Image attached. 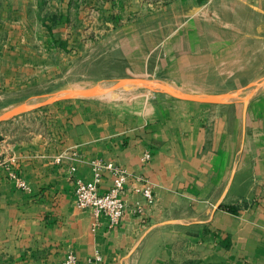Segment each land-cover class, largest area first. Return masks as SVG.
I'll list each match as a JSON object with an SVG mask.
<instances>
[{
    "label": "crops",
    "instance_id": "crops-1",
    "mask_svg": "<svg viewBox=\"0 0 264 264\" xmlns=\"http://www.w3.org/2000/svg\"><path fill=\"white\" fill-rule=\"evenodd\" d=\"M175 3L168 35L153 48L168 42V80L188 90L198 81L251 82L264 0ZM16 34L0 29V101L15 99L29 79L18 67L43 61L33 63ZM215 65L224 67L220 78L189 76L188 67ZM226 86H205L207 99H67L39 130L0 128V264H60L69 252L81 264H264V88ZM97 160L143 177L127 185L115 227L105 217L96 225L93 211L75 202V180L92 179ZM146 182L153 203L135 189ZM111 184L106 171L101 189Z\"/></svg>",
    "mask_w": 264,
    "mask_h": 264
},
{
    "label": "rangeland",
    "instance_id": "rangeland-1",
    "mask_svg": "<svg viewBox=\"0 0 264 264\" xmlns=\"http://www.w3.org/2000/svg\"><path fill=\"white\" fill-rule=\"evenodd\" d=\"M174 4L175 0H0L2 34L8 28L16 32L14 40L28 46L32 62L43 60L18 67V74L29 79L17 84L15 99L0 101V107L13 103L11 109L24 104L36 107L1 120L0 128L10 126L18 136L24 134L26 123L39 130L67 99H126L151 93L207 98L202 95L207 85L251 87L252 93L264 88V49L256 50L264 35L257 34H252L251 82L198 81L188 90L183 83L169 81L168 42L161 43L162 49L153 48L168 35ZM119 38L126 46L123 50L117 46ZM223 68L197 66L196 72L192 67L188 71L197 79L220 78Z\"/></svg>",
    "mask_w": 264,
    "mask_h": 264
},
{
    "label": "built area",
    "instance_id": "built-area-1",
    "mask_svg": "<svg viewBox=\"0 0 264 264\" xmlns=\"http://www.w3.org/2000/svg\"><path fill=\"white\" fill-rule=\"evenodd\" d=\"M63 158H65V155L62 153L57 156L56 160L62 161ZM145 158L149 159L150 153H146ZM92 168V179L77 178L75 180V202L80 208L93 211L96 225L100 223L101 217H105L109 221V226L115 227L121 222L127 210L124 197L127 185L136 182V180H143V177L131 175L124 167L111 161H93ZM72 169L75 170L76 167L73 166ZM106 171L112 174V184L109 189L103 191L101 183ZM18 184L22 187L27 185L26 181L20 179ZM135 189L142 192L148 202L153 203L155 201V194L151 184L146 182L144 187ZM60 264L81 263L74 252H69Z\"/></svg>",
    "mask_w": 264,
    "mask_h": 264
},
{
    "label": "water",
    "instance_id": "water-1",
    "mask_svg": "<svg viewBox=\"0 0 264 264\" xmlns=\"http://www.w3.org/2000/svg\"><path fill=\"white\" fill-rule=\"evenodd\" d=\"M197 99H207V98H197ZM36 106H32V105H19L17 107H15L14 109L10 110L9 112L7 113H4L3 115L0 116V121L3 120V119H6L10 116H13L14 114H17L21 111H24V110H28V109H32Z\"/></svg>",
    "mask_w": 264,
    "mask_h": 264
},
{
    "label": "bare ground",
    "instance_id": "bare-ground-1",
    "mask_svg": "<svg viewBox=\"0 0 264 264\" xmlns=\"http://www.w3.org/2000/svg\"><path fill=\"white\" fill-rule=\"evenodd\" d=\"M124 86V85H123ZM127 86V85H126ZM79 92V91H78ZM99 93H101V91L99 92ZM107 93V92H106ZM112 93V92H111ZM108 94V93H107ZM226 95V94H225Z\"/></svg>",
    "mask_w": 264,
    "mask_h": 264
},
{
    "label": "trees",
    "instance_id": "trees-1",
    "mask_svg": "<svg viewBox=\"0 0 264 264\" xmlns=\"http://www.w3.org/2000/svg\"><path fill=\"white\" fill-rule=\"evenodd\" d=\"M2 139V136L0 135V140Z\"/></svg>",
    "mask_w": 264,
    "mask_h": 264
}]
</instances>
